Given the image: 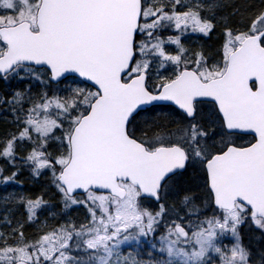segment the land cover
<instances>
[{
  "label": "snow or ice",
  "instance_id": "6c2138e0",
  "mask_svg": "<svg viewBox=\"0 0 264 264\" xmlns=\"http://www.w3.org/2000/svg\"><path fill=\"white\" fill-rule=\"evenodd\" d=\"M0 264H264V0H0Z\"/></svg>",
  "mask_w": 264,
  "mask_h": 264
},
{
  "label": "flooded vegetation",
  "instance_id": "af4514ba",
  "mask_svg": "<svg viewBox=\"0 0 264 264\" xmlns=\"http://www.w3.org/2000/svg\"><path fill=\"white\" fill-rule=\"evenodd\" d=\"M25 179H27L26 177H25ZM30 186V185H29Z\"/></svg>",
  "mask_w": 264,
  "mask_h": 264
}]
</instances>
